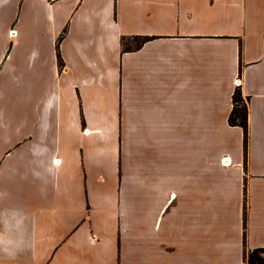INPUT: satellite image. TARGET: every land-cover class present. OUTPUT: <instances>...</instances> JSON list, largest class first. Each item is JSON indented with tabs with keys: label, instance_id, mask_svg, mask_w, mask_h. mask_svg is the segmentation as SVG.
Instances as JSON below:
<instances>
[{
	"label": "crops",
	"instance_id": "crops-1",
	"mask_svg": "<svg viewBox=\"0 0 264 264\" xmlns=\"http://www.w3.org/2000/svg\"><path fill=\"white\" fill-rule=\"evenodd\" d=\"M0 232V264L264 249V0H0Z\"/></svg>",
	"mask_w": 264,
	"mask_h": 264
},
{
	"label": "trees",
	"instance_id": "trees-1",
	"mask_svg": "<svg viewBox=\"0 0 264 264\" xmlns=\"http://www.w3.org/2000/svg\"><path fill=\"white\" fill-rule=\"evenodd\" d=\"M60 40H62V37H60L59 42ZM57 57H58L59 67H62L63 62L59 52V43L57 45ZM247 101L248 100L244 99L239 89L235 90L232 96L233 108L228 118V124L230 126L240 127L243 130L245 153L247 152L248 149V140H249ZM246 264H264V249H256L248 253V255L246 256Z\"/></svg>",
	"mask_w": 264,
	"mask_h": 264
},
{
	"label": "rangeland",
	"instance_id": "rangeland-1",
	"mask_svg": "<svg viewBox=\"0 0 264 264\" xmlns=\"http://www.w3.org/2000/svg\"><path fill=\"white\" fill-rule=\"evenodd\" d=\"M107 184H108V182H107ZM147 207V206H146ZM94 210H96L97 212H98V214L100 213L101 214V216L103 217V218H106L107 216H109V213H110V210H112V207L111 206H107V205H105L104 203L102 204V205H98L97 207H93V211ZM109 219H110V216H109ZM86 226V224H84V226L83 227H85ZM129 231H131L130 233H133V232H135L136 230H132V229H130L129 228ZM150 232H151V235H152V229L151 228H145L144 229V235H145V239H148V238H150L151 239V237H150ZM1 233V232H0ZM3 233V232H2ZM1 233V237H0V239H6L5 237H4V235ZM81 233V231H78V234H80ZM143 235V233L141 232V236ZM24 237V235L21 233V234H19L18 236H16V238H23ZM4 246L3 245H1L0 244V248H3Z\"/></svg>",
	"mask_w": 264,
	"mask_h": 264
},
{
	"label": "built area",
	"instance_id": "built-area-1",
	"mask_svg": "<svg viewBox=\"0 0 264 264\" xmlns=\"http://www.w3.org/2000/svg\"><path fill=\"white\" fill-rule=\"evenodd\" d=\"M45 1H47L48 3H54V2H57L59 0H45ZM10 33H11V35H15V31L14 30H12ZM222 165L227 166V165H229V162L228 161L224 162V160H223Z\"/></svg>",
	"mask_w": 264,
	"mask_h": 264
}]
</instances>
